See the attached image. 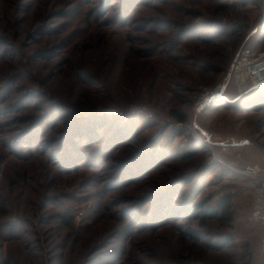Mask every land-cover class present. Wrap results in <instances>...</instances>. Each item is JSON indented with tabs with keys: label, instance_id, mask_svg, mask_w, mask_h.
<instances>
[{
	"label": "rangeland",
	"instance_id": "obj_1",
	"mask_svg": "<svg viewBox=\"0 0 264 264\" xmlns=\"http://www.w3.org/2000/svg\"><path fill=\"white\" fill-rule=\"evenodd\" d=\"M241 48L264 0H0V264H263Z\"/></svg>",
	"mask_w": 264,
	"mask_h": 264
},
{
	"label": "built area",
	"instance_id": "obj_2",
	"mask_svg": "<svg viewBox=\"0 0 264 264\" xmlns=\"http://www.w3.org/2000/svg\"><path fill=\"white\" fill-rule=\"evenodd\" d=\"M260 58H264V53H260L256 55L250 49L241 48V50L236 55L235 59L233 60L232 64L230 65V71L235 73V78L237 80L239 89V80L238 77L241 76L244 81V88L247 90L246 82L248 80L254 83V80L260 83H264V68L261 71L256 69L255 61L259 60ZM254 64V65H253ZM259 65H263L264 61L257 63ZM255 84V83H254ZM219 86L218 93L210 94L207 98L202 97L199 103H203L211 99L212 97L216 96L221 92L224 88ZM217 91V90H216ZM245 173L252 176L253 181V199H252V208L250 213V221L259 225L262 230V237H261V256L262 262L264 264V170L259 166L248 165L245 168Z\"/></svg>",
	"mask_w": 264,
	"mask_h": 264
},
{
	"label": "water",
	"instance_id": "obj_3",
	"mask_svg": "<svg viewBox=\"0 0 264 264\" xmlns=\"http://www.w3.org/2000/svg\"><path fill=\"white\" fill-rule=\"evenodd\" d=\"M254 83L259 85L261 84L260 82H257L256 80H254ZM225 90V86L223 91ZM220 97H223L222 92L219 94ZM214 98H211L210 100L203 102L202 104L199 105V107L196 109V113H200L201 111H203L213 100ZM201 132H203L205 134L204 131L200 130Z\"/></svg>",
	"mask_w": 264,
	"mask_h": 264
},
{
	"label": "bare ground",
	"instance_id": "obj_4",
	"mask_svg": "<svg viewBox=\"0 0 264 264\" xmlns=\"http://www.w3.org/2000/svg\"><path fill=\"white\" fill-rule=\"evenodd\" d=\"M262 61H264V58H260L259 60L255 61L256 69H257L258 71H261V69L264 68V64H263V65H259V64H257V63L262 62ZM253 65H254V64H253ZM238 80H239V85H240V87H241V88H244V85H243V83H244L243 78H242L241 76H239V77H238ZM207 97H208V94H205V95H204V98H207ZM201 99H202V98H201Z\"/></svg>",
	"mask_w": 264,
	"mask_h": 264
},
{
	"label": "trees",
	"instance_id": "obj_5",
	"mask_svg": "<svg viewBox=\"0 0 264 264\" xmlns=\"http://www.w3.org/2000/svg\"><path fill=\"white\" fill-rule=\"evenodd\" d=\"M261 103H262V105H264V101H262ZM207 108H208V107H206L203 111H205ZM181 121H183V120H181ZM213 210H214V209H213ZM227 210H228V204H222V205H220V206L217 208L216 211L222 215V214L227 213ZM209 212H211V211H209ZM209 212H207V213H209ZM252 223H253V222H252ZM258 226H259V225H258ZM259 227H260V226H259ZM261 231H262V230H261ZM261 237H262V236H261ZM260 251H261V249H260Z\"/></svg>",
	"mask_w": 264,
	"mask_h": 264
}]
</instances>
